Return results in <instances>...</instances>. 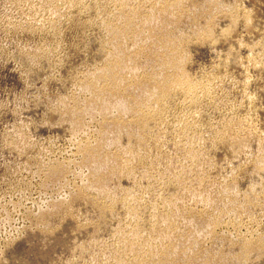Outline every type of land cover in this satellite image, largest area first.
Segmentation results:
<instances>
[{
  "label": "rangeland",
  "instance_id": "374dc122",
  "mask_svg": "<svg viewBox=\"0 0 264 264\" xmlns=\"http://www.w3.org/2000/svg\"><path fill=\"white\" fill-rule=\"evenodd\" d=\"M0 264H264V0H0Z\"/></svg>",
  "mask_w": 264,
  "mask_h": 264
},
{
  "label": "bare ground",
  "instance_id": "6f19581e",
  "mask_svg": "<svg viewBox=\"0 0 264 264\" xmlns=\"http://www.w3.org/2000/svg\"><path fill=\"white\" fill-rule=\"evenodd\" d=\"M124 58L125 57H122V56H117L116 58H114V60L112 61V64H111V66L109 67V69H110V71H111V76L113 77V76H115L116 77V73H115V71H114V69L116 68V69H118V68H121V66L122 65H124L123 63H124ZM178 60H170V61H167L166 63H164L163 64V66L164 65H166V64H170V63H172V65H175V66H179V62H177ZM168 67V66H167ZM164 69V68H163ZM116 80L117 81H120V79L119 78H116ZM172 80V79H171ZM178 83H181V80H176V79H173L172 81H171V84H173V87H175L174 85H178ZM172 86V85H171ZM158 89H162V90H164V87H159V86H156V87H154L153 88V90H151L150 91V95H154L155 93H158L157 92V90ZM100 179V178H99ZM262 246V245H261ZM261 246H259V247H261ZM251 247V246H250ZM257 247V246H256ZM263 248V247H262ZM248 251H249V249H245L242 253H241V255L240 256H242V258L243 257H246L247 255H248ZM250 255V254H249ZM248 255V256H249Z\"/></svg>",
  "mask_w": 264,
  "mask_h": 264
}]
</instances>
